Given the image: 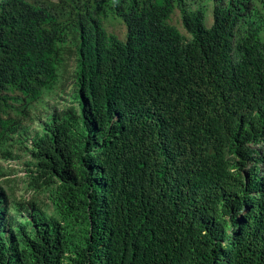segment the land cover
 <instances>
[{
  "label": "trees",
  "instance_id": "16d2710c",
  "mask_svg": "<svg viewBox=\"0 0 264 264\" xmlns=\"http://www.w3.org/2000/svg\"><path fill=\"white\" fill-rule=\"evenodd\" d=\"M0 161V264H264V0H0Z\"/></svg>",
  "mask_w": 264,
  "mask_h": 264
},
{
  "label": "rangeland",
  "instance_id": "374dc122",
  "mask_svg": "<svg viewBox=\"0 0 264 264\" xmlns=\"http://www.w3.org/2000/svg\"><path fill=\"white\" fill-rule=\"evenodd\" d=\"M178 19V13H175L174 15V21L177 23ZM108 20V21H107ZM104 21V24L107 25L106 28L110 31H114L120 35L124 32V27L122 24L119 23L118 19H113V17L110 15L109 18ZM208 25L210 23V19L207 21ZM73 65L72 60L68 62V69L69 72L63 74V78L61 79V83L64 85V87H68L70 83V69ZM0 165L4 168L5 172H11V175L9 177H6L4 179H9L10 182L3 183L4 188L10 195L14 198L19 199H29L32 197L31 193L28 192L25 189L24 182L22 180L23 175H25L24 172H22V166L19 164V162L15 161H0ZM3 178L0 180L2 181Z\"/></svg>",
  "mask_w": 264,
  "mask_h": 264
}]
</instances>
